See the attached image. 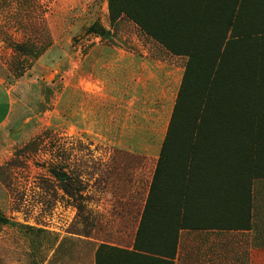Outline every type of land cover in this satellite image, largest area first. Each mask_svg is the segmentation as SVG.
Listing matches in <instances>:
<instances>
[{
    "label": "rangeland",
    "instance_id": "rangeland-1",
    "mask_svg": "<svg viewBox=\"0 0 264 264\" xmlns=\"http://www.w3.org/2000/svg\"><path fill=\"white\" fill-rule=\"evenodd\" d=\"M108 11V0H0V84L10 107L0 127V217L8 220L0 223V256L10 261L40 264L80 255L50 251L94 244L88 238L98 207H106L108 173L123 159L116 150L158 153L170 111L166 88L178 81L186 59L169 55L125 18L112 26ZM92 24L110 37L88 34ZM15 44L28 52L15 51ZM125 54L148 63L120 68ZM153 60L173 72L164 74ZM139 88L163 105L153 111L158 122L142 126L158 135L154 141L119 139L124 131L112 119L113 97ZM53 172L67 175L73 197ZM254 191L257 230L186 233L183 256L189 243L198 253L179 264H264L263 180Z\"/></svg>",
    "mask_w": 264,
    "mask_h": 264
},
{
    "label": "trees",
    "instance_id": "trees-1",
    "mask_svg": "<svg viewBox=\"0 0 264 264\" xmlns=\"http://www.w3.org/2000/svg\"><path fill=\"white\" fill-rule=\"evenodd\" d=\"M264 0H108L167 53L186 59L132 251L98 246L95 264H173L180 229L258 228L264 181ZM100 39L110 32L92 24ZM28 52L23 45L12 46ZM8 110L0 84V123ZM67 195L76 188L53 172ZM0 223L8 220L0 217Z\"/></svg>",
    "mask_w": 264,
    "mask_h": 264
},
{
    "label": "crops",
    "instance_id": "crops-1",
    "mask_svg": "<svg viewBox=\"0 0 264 264\" xmlns=\"http://www.w3.org/2000/svg\"><path fill=\"white\" fill-rule=\"evenodd\" d=\"M261 21L264 22V15ZM123 57L124 58L121 59L122 64L119 65L120 68L123 67V65L125 67L129 66L130 62H132V67L136 66L137 68H145L148 63L147 60L149 59L148 58L146 60L141 58L140 56H136L133 54H125ZM141 60H146V63H139V61ZM151 62H154V67L161 64L157 67L162 69L164 74L169 75L171 72H173L174 67L172 65L164 63L162 64L161 62L159 64L155 60ZM177 70L179 71V69ZM183 71L184 68L181 69L178 81L174 84V86L171 89L169 87L166 88L169 93L168 94L165 92L168 96L167 103L170 106V111L169 115L166 116L165 132L175 103ZM166 79L167 78L164 77L163 82H167ZM141 89L142 88L137 89L136 93H141L142 98L139 99L137 98L135 92H131V90L125 93L126 97L123 96V99H119V96L113 97V108L116 111H114L112 119L116 125L122 126L121 132L124 131V134L118 136V138L121 140L147 142L158 139V135H155L153 130H144V128L142 129V126H154L155 122H158L160 114L158 112L153 111H155V109L159 111L163 105L160 107L158 100H156L155 102L150 100L151 97H145L146 91ZM163 89L165 90V87H163ZM166 105L167 104H165V106ZM9 111L10 107L8 102L7 115L5 119L0 123V127L4 124L5 120L7 119ZM139 128L141 130H139ZM113 138L116 139L117 137ZM159 150L157 155L153 156L152 152L148 149H117L116 153L122 156L123 159L118 161L114 160L113 166L108 173L105 183L104 196L101 200L104 202L106 207H98V217L91 231V236L90 238H88V240H90L94 244L81 245V247H63V245L61 244L52 246L53 248L50 251L52 256L58 252H70L72 254L79 253L80 255H72L70 256V258L66 256L67 260L65 259L64 261H61L60 259L50 261L49 257L46 261L40 264H95V253L97 251L98 246L101 244L114 247L120 250H125L129 252L132 251L136 232L139 226L143 209L145 207L146 198L152 181V176L158 158ZM102 212H105L104 222L100 217V213ZM197 232L217 231H195L189 229H180L178 233V241L173 264H179V261L182 260V258H185V256H194L193 253H198L196 251V248L191 247L192 244L189 243L190 241H187L189 243V246H187L188 251L186 252L185 256H183L182 254V247L184 246V236L187 237L188 233ZM0 248L2 249L3 247ZM2 252L8 251L5 250ZM83 253H86L85 257L82 255ZM190 263L193 264V262ZM0 264L24 263L19 261H10L8 257L0 256Z\"/></svg>",
    "mask_w": 264,
    "mask_h": 264
}]
</instances>
